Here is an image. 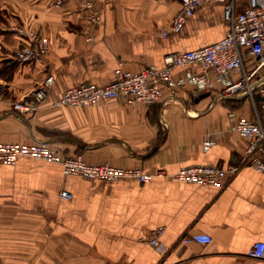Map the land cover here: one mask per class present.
<instances>
[{"label":"crops","instance_id":"0c3cea01","mask_svg":"<svg viewBox=\"0 0 264 264\" xmlns=\"http://www.w3.org/2000/svg\"><path fill=\"white\" fill-rule=\"evenodd\" d=\"M54 1L0 0V142L49 141L88 163L163 169L165 175L88 179L34 157L0 162V249H25L20 256L26 257L33 248V264H264L248 255L255 241H264L262 172L241 165L222 187L172 177L186 165L239 163L246 140L229 128L228 111L253 117L248 98L195 95L188 86L165 88L153 104L122 98L82 107L56 104L68 86L110 83L119 63L131 71L163 66L167 53L219 40L229 27L224 2L201 4L172 31L180 0H92L96 21L82 7L86 0ZM244 4L234 0V9ZM12 27L45 36L47 52L34 63L13 60L26 38ZM185 69L197 67L175 66L173 73ZM47 73L54 82L38 109L15 110L12 103ZM207 135L215 142L204 148ZM62 189L71 197H61ZM156 227L162 232L153 246L145 238ZM192 233L211 240L184 243ZM44 243L49 252L39 250ZM4 250L0 264H6L5 254L9 258Z\"/></svg>","mask_w":264,"mask_h":264},{"label":"built area","instance_id":"2783aa9c","mask_svg":"<svg viewBox=\"0 0 264 264\" xmlns=\"http://www.w3.org/2000/svg\"><path fill=\"white\" fill-rule=\"evenodd\" d=\"M63 1L55 0L54 3L60 5ZM218 1L224 2V18L229 25L219 40L201 47L167 53L163 57V66L148 64L131 71L119 63L110 83L68 86L61 92L56 104L82 107L111 98H122L129 103L153 104L162 99L165 88L187 89L188 86L192 87L195 95L213 94L221 99L244 96L253 104V117H247L236 110L228 111L229 128L246 140L239 163L225 166L203 163L186 165L178 168L172 177L198 185L222 187L224 177L233 175L241 165H248L264 174V0H245L239 11L234 9V0H180V9L173 17L170 28L172 31L179 30L185 19L201 4ZM82 7L91 9V19L98 20L99 13L96 9L92 10V0L84 1ZM12 30L26 38L14 50L13 60L34 63L47 52L49 41L45 36L22 27H12ZM166 32L164 30L162 34ZM175 66H196L197 69H185L176 75L173 73ZM53 82L54 76L47 73L27 95L12 103L13 108L21 114L34 113L49 95ZM214 142L212 135H207L203 147L208 148ZM20 156L57 162L64 174H78L88 179L134 178L146 181L153 175H165L163 169L150 173L140 166L88 163L80 153L58 152L49 141L0 142V162L14 163ZM59 194L63 198L71 197V193L64 189ZM161 232L162 227H156L145 240L157 246ZM210 240V235L206 233H192L182 238L184 243H208ZM248 255L264 259V241H255Z\"/></svg>","mask_w":264,"mask_h":264},{"label":"rangeland","instance_id":"374dc122","mask_svg":"<svg viewBox=\"0 0 264 264\" xmlns=\"http://www.w3.org/2000/svg\"><path fill=\"white\" fill-rule=\"evenodd\" d=\"M42 235L45 236V237H43L44 241L48 239V237H47L48 235L46 236L45 233H42ZM43 245H44V247L40 248L39 250L44 251V252H49L48 246L46 248L45 243ZM0 250H4V249H0ZM4 251H9V253H10L9 258L7 257L6 254L4 256L6 264H33L34 253H35V249H33V248L28 249V253L31 252L32 254H28L26 257L22 256L24 254H22L20 256V253H22V252L24 253L25 249L11 248V249H7V250L5 249ZM1 255H2V253L0 254V256ZM2 257H0V261H2Z\"/></svg>","mask_w":264,"mask_h":264}]
</instances>
